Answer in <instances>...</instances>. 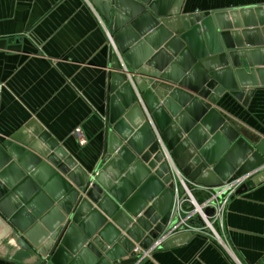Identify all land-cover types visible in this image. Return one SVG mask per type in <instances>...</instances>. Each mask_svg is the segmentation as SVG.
Returning <instances> with one entry per match:
<instances>
[{"label": "water", "instance_id": "1", "mask_svg": "<svg viewBox=\"0 0 264 264\" xmlns=\"http://www.w3.org/2000/svg\"><path fill=\"white\" fill-rule=\"evenodd\" d=\"M91 2L123 59L111 53L97 167L88 174L33 119L0 140V252L15 241L30 264H135L136 245L152 244L173 203L162 143L199 183L249 174L241 194L264 179V133L246 131L216 106L229 95L248 107L264 88V3L181 13L184 0ZM191 236L174 235L163 247Z\"/></svg>", "mask_w": 264, "mask_h": 264}, {"label": "crops", "instance_id": "2", "mask_svg": "<svg viewBox=\"0 0 264 264\" xmlns=\"http://www.w3.org/2000/svg\"><path fill=\"white\" fill-rule=\"evenodd\" d=\"M260 3L264 0H184L181 13ZM108 32L110 24L91 0H0V140L33 119L91 174L105 147L110 61L116 52ZM216 106L246 131L264 133V88L255 91L248 107L229 95ZM166 227L148 248L136 245L135 264H236L220 241L198 234L163 247L156 242ZM219 231L243 264H264V179L230 199ZM30 257L14 241L1 250L0 264H30Z\"/></svg>", "mask_w": 264, "mask_h": 264}, {"label": "built area", "instance_id": "3", "mask_svg": "<svg viewBox=\"0 0 264 264\" xmlns=\"http://www.w3.org/2000/svg\"><path fill=\"white\" fill-rule=\"evenodd\" d=\"M108 38L114 50L121 58L113 37L109 32ZM121 60L123 61L122 58ZM161 149H165L163 143L161 144ZM166 159L172 181L175 185L172 189L173 203L170 208L168 221L165 225V227L167 226L164 230L165 233L163 237L157 239L156 243L163 245L164 241L174 235L182 232H191L194 235H202L208 240L216 239L220 241L223 247L230 253L234 262L236 264H243L235 252L231 250L228 242H226L220 233L219 228H225V215L228 203L233 196L237 195L236 190L242 183L247 181L250 175L247 174L232 181H224L218 186H211L199 183L185 176L176 167L167 151ZM209 208L213 209V213L208 214L206 212Z\"/></svg>", "mask_w": 264, "mask_h": 264}]
</instances>
